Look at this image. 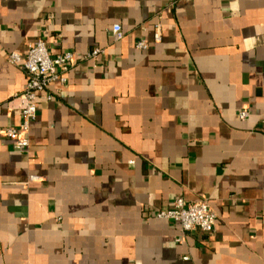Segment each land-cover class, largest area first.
I'll return each mask as SVG.
<instances>
[{"label":"crops","instance_id":"0c3cea01","mask_svg":"<svg viewBox=\"0 0 264 264\" xmlns=\"http://www.w3.org/2000/svg\"><path fill=\"white\" fill-rule=\"evenodd\" d=\"M38 37L106 53L38 94L21 152L7 55ZM179 197L215 233L156 216ZM0 264H264V0H0Z\"/></svg>","mask_w":264,"mask_h":264},{"label":"built area","instance_id":"2783aa9c","mask_svg":"<svg viewBox=\"0 0 264 264\" xmlns=\"http://www.w3.org/2000/svg\"><path fill=\"white\" fill-rule=\"evenodd\" d=\"M142 29L145 30V26ZM113 37L115 41L124 38L121 25H114ZM153 40L156 43L162 41V23L160 21L155 23ZM135 45L139 49L149 47V43L144 38L137 40ZM105 53L106 48L94 47L80 59L72 51H61L53 55L43 37L31 41L24 56L18 52L8 53L9 63L24 71L27 75L24 89L15 94L11 100V107L20 111L21 121L17 127L9 126L5 129L7 139L16 150L24 152L30 147V127L31 123L37 118L38 94L46 91L55 82H59L61 86L66 85L68 83V73L77 61L97 60ZM248 116H250L248 109L239 112L241 120L248 118ZM31 179H37V177L32 176ZM156 216L177 223L183 235L197 230L213 234L216 231L218 219V214L208 200L187 202L182 197L176 199L174 208L160 210L156 213Z\"/></svg>","mask_w":264,"mask_h":264}]
</instances>
